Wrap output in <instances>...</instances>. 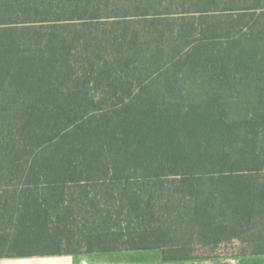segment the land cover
Instances as JSON below:
<instances>
[{
  "label": "trees",
  "instance_id": "obj_1",
  "mask_svg": "<svg viewBox=\"0 0 264 264\" xmlns=\"http://www.w3.org/2000/svg\"><path fill=\"white\" fill-rule=\"evenodd\" d=\"M234 240L264 256V0H0V260Z\"/></svg>",
  "mask_w": 264,
  "mask_h": 264
},
{
  "label": "crops",
  "instance_id": "obj_2",
  "mask_svg": "<svg viewBox=\"0 0 264 264\" xmlns=\"http://www.w3.org/2000/svg\"><path fill=\"white\" fill-rule=\"evenodd\" d=\"M74 257H79V264H264V256H237L222 259L195 261H164L161 250L117 251L100 254H78L49 258H31L0 260V264H76Z\"/></svg>",
  "mask_w": 264,
  "mask_h": 264
},
{
  "label": "rangeland",
  "instance_id": "obj_3",
  "mask_svg": "<svg viewBox=\"0 0 264 264\" xmlns=\"http://www.w3.org/2000/svg\"><path fill=\"white\" fill-rule=\"evenodd\" d=\"M251 252V248L249 245L241 243L238 240H234L231 243L221 244L218 248L211 249L209 247H201L197 246L193 253L194 256L200 257L203 260L205 259H222L227 258L229 256L236 255H249Z\"/></svg>",
  "mask_w": 264,
  "mask_h": 264
},
{
  "label": "snow or ice",
  "instance_id": "obj_4",
  "mask_svg": "<svg viewBox=\"0 0 264 264\" xmlns=\"http://www.w3.org/2000/svg\"><path fill=\"white\" fill-rule=\"evenodd\" d=\"M74 259L76 260V264H79V257H74ZM90 264H98V262H90Z\"/></svg>",
  "mask_w": 264,
  "mask_h": 264
}]
</instances>
